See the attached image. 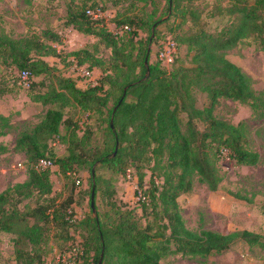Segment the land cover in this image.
I'll return each mask as SVG.
<instances>
[{
	"label": "trees",
	"instance_id": "obj_1",
	"mask_svg": "<svg viewBox=\"0 0 264 264\" xmlns=\"http://www.w3.org/2000/svg\"><path fill=\"white\" fill-rule=\"evenodd\" d=\"M111 1L129 6L115 18L121 32L106 28L103 18L89 16L85 6L67 12L65 26L97 37L111 50L106 60L87 49L73 52L79 64L102 71L96 83L83 89L45 60L59 56L48 42L57 39L56 34L49 32L44 39L37 34L0 35V64L27 71L31 88L37 87L31 99L48 106L41 120L16 141L27 159L28 178L0 192V232L15 235L16 262L45 264L51 230L63 240L75 242L76 233L80 237L81 252L71 250L73 264H98L100 258L101 264H160L171 255L221 254L237 242L264 248V235L246 229L227 236L202 227L188 229L177 203L195 181L216 190L222 181L219 162L225 155L241 165L260 162L259 154L249 148L247 123L232 124L217 118L213 110L220 98H227L264 119V91H257L251 77L226 57L227 50L250 38L264 51V0L217 4L215 15L227 16L226 24L214 33L202 29L170 38L176 51L169 64L149 60L151 45L158 39L160 23L171 16L185 23L183 0H164L158 15L160 0ZM139 3H150L156 10L138 9ZM162 14L168 18L162 20ZM183 47L190 53L189 65L180 59ZM7 91L0 81V96ZM198 93L206 95V106L196 105ZM69 106L86 113L85 120L64 118ZM7 128V117L0 115V136ZM56 138L66 145L60 157L50 147ZM43 160H50L57 171L42 166ZM102 168L110 171L109 178L98 173ZM146 169L150 180L143 187ZM132 170L143 191L130 207L118 197L114 177L124 178ZM56 172L64 181L59 198L52 195L51 176ZM85 198L88 212L77 217L73 205L81 206Z\"/></svg>",
	"mask_w": 264,
	"mask_h": 264
},
{
	"label": "rangeland",
	"instance_id": "obj_2",
	"mask_svg": "<svg viewBox=\"0 0 264 264\" xmlns=\"http://www.w3.org/2000/svg\"><path fill=\"white\" fill-rule=\"evenodd\" d=\"M93 1L95 7H91ZM224 2L225 0H183L181 8L185 12V23L180 25L179 16H171L157 26L158 39L152 42L149 60L151 62L160 60L158 44L175 38L176 34L198 32L202 29L212 33L220 30L226 24L227 16L215 15V8L217 4ZM138 5V9L147 10L148 13L156 10L150 3ZM83 6L94 10L98 18H103L106 28L114 33L121 32L120 27L115 25V18L119 19L118 14L129 6H115L111 0H0V35L20 38L37 34L44 39L49 32L56 34L58 38L48 42L55 46L59 56H46L45 60L55 68L56 73L74 79L76 85L83 89L89 84L96 83L102 71L101 68H89L87 63L79 64L73 52L87 49L94 57L103 60L111 53L110 48L99 42L97 37L64 25L68 10ZM141 6L144 7L140 8ZM156 6L158 15L163 11L164 0L158 1ZM197 17V23L194 24ZM161 18L164 20L168 15L162 14ZM176 25H179V28ZM140 34L146 37L147 31H141ZM189 57L190 53L183 47L180 50V59L189 65ZM226 57L251 77L257 91H264V51L254 40L250 38L239 42L226 51ZM162 65L166 69L169 68L163 63ZM86 70L90 71V76L84 75ZM20 73L21 71L17 69L0 64V81L8 90L0 96V115L7 117L9 123L7 132L0 136V192L28 178L27 159L24 151L16 146V141L23 131L30 130L41 120L48 108L47 105L31 99L30 93L37 87L32 89L31 85L24 86ZM207 103L206 95L198 93L196 105L203 107ZM63 111L64 118H71L74 121L77 119L80 122L85 120L86 113L72 106L66 107ZM213 115L232 124L241 121L247 123L249 148L259 154L260 162L254 166L241 165L225 155L219 162L222 181L216 190L195 181L189 193L177 198L181 217L188 229L202 227L221 236L246 229L264 235V119L254 117L249 106L227 98L218 100ZM199 127L202 128L203 125L199 124ZM60 131L63 134L65 129L61 127ZM50 147L56 156L66 154V145L60 139L56 138L50 142ZM51 166H54L53 163ZM98 173L106 178L111 176L110 171L104 168L99 169ZM135 174V170H132L124 178L114 177L118 197L130 207L136 205L138 195L143 191L137 186ZM51 179L52 195L59 198L64 187L62 176L53 173ZM149 180L150 171L146 169L143 187L149 185ZM82 184L83 187L87 186L85 177ZM28 200L24 203H28ZM29 205L34 203L31 201ZM73 206L77 217L88 212L86 198L81 206ZM56 234L55 230L50 231L49 242L43 256L44 263L72 264L71 250L77 247L80 237L77 233L74 234L73 242L72 239L55 238ZM14 238L15 235L12 233L0 232V264H18L15 259ZM160 264H264V248L252 246V243L237 242L221 254L206 257L171 255L161 260Z\"/></svg>",
	"mask_w": 264,
	"mask_h": 264
},
{
	"label": "built area",
	"instance_id": "obj_3",
	"mask_svg": "<svg viewBox=\"0 0 264 264\" xmlns=\"http://www.w3.org/2000/svg\"><path fill=\"white\" fill-rule=\"evenodd\" d=\"M86 13L91 16L92 18H98V14L88 8L86 10ZM161 49L159 51V59L164 63V64H169L171 61H172V58H173V54L175 53L176 51V43L173 41V40H169V41H166V42H162L161 43ZM84 75L85 76H90V71L89 70H86L84 72ZM20 77L22 78L23 80V84L24 86L26 87H29L30 83H31V78H30V74L27 72V71H21L20 73ZM42 166L46 167V166H50L52 165L51 161L50 160H43L41 161L40 163ZM74 252L76 253H80L81 252V249L77 246L75 249H74ZM72 257H73V253H72ZM73 259V258H72ZM74 261V260H73ZM74 263V262H73ZM72 263V264H73Z\"/></svg>",
	"mask_w": 264,
	"mask_h": 264
},
{
	"label": "water",
	"instance_id": "obj_4",
	"mask_svg": "<svg viewBox=\"0 0 264 264\" xmlns=\"http://www.w3.org/2000/svg\"><path fill=\"white\" fill-rule=\"evenodd\" d=\"M91 206L93 207L94 206V203H93V195L91 197ZM101 261H102V258H100L98 264H101Z\"/></svg>",
	"mask_w": 264,
	"mask_h": 264
},
{
	"label": "crops",
	"instance_id": "obj_5",
	"mask_svg": "<svg viewBox=\"0 0 264 264\" xmlns=\"http://www.w3.org/2000/svg\"><path fill=\"white\" fill-rule=\"evenodd\" d=\"M54 167V168H53ZM51 166V168H52V170H54V171H57V167L54 165V166ZM57 173V172H56Z\"/></svg>",
	"mask_w": 264,
	"mask_h": 264
}]
</instances>
